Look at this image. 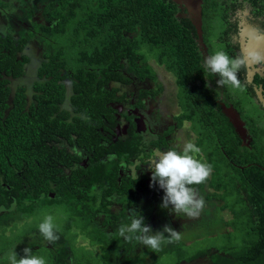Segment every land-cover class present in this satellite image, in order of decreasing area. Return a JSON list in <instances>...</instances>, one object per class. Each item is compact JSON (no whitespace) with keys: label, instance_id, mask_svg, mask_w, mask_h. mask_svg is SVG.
Here are the masks:
<instances>
[{"label":"trees","instance_id":"16d2710c","mask_svg":"<svg viewBox=\"0 0 264 264\" xmlns=\"http://www.w3.org/2000/svg\"><path fill=\"white\" fill-rule=\"evenodd\" d=\"M201 6L198 35L174 0H49L43 9L45 22L34 32L52 50L43 53L31 101L25 84L11 83L26 74L30 57L23 51L30 38L0 31V212L65 206L82 218L81 231L99 241L104 264H127L123 258L133 241L115 255L107 235L106 228L116 227L124 216L112 206L116 198L138 192L155 197L158 188L149 187L151 173L140 163L133 174L122 175V162L128 166L132 159L142 162L151 152L144 148L147 144L136 120L128 115L127 137L113 139L121 115L115 104L126 102L128 94L119 93L111 83L155 79L148 61L152 56L175 76L182 111L151 145L169 148L167 136L184 121L190 122L198 133L196 145L212 165L209 179L193 187L210 189L206 197L215 201L223 199L220 191L235 190L244 202L249 241L228 248L226 254L217 253L210 264H264V109L246 89V97L259 107L256 114L246 113L228 85L218 87L219 77L205 67L206 53L215 52L209 35L215 20L224 24L225 2L202 0ZM224 48L230 56H238L235 49ZM68 74L72 76L69 103ZM254 82L264 86L259 74ZM162 90L161 86L141 88L135 106L144 109L146 99L156 98ZM226 108L237 111L243 130ZM83 152L89 156L87 165ZM95 187L101 189V199L91 210L87 205L95 199L91 195ZM68 253L69 245L57 249L61 264Z\"/></svg>","mask_w":264,"mask_h":264},{"label":"rangeland","instance_id":"374dc122","mask_svg":"<svg viewBox=\"0 0 264 264\" xmlns=\"http://www.w3.org/2000/svg\"><path fill=\"white\" fill-rule=\"evenodd\" d=\"M174 1L181 6V16L194 25L199 35L202 24V0ZM36 2L37 0H0V19H2L0 31L4 34L12 33L15 37L26 35L30 38L23 51L30 57V61L25 65L26 74L11 80L13 87L16 84H25L27 86L29 101L32 100L34 93L33 82L37 78V69L44 60L43 53L45 50H52V47L48 46L50 44L43 39L44 37L34 32L37 31L39 24L45 22L46 17L43 9L45 4L49 3V0L39 1L41 3L37 7L35 6ZM224 2V24L216 20L213 22L209 41L215 51L226 47L230 50L235 49L238 52V56H245L251 72V67L255 64V61L250 54L260 53L264 55V1L224 0ZM32 9L35 11L30 13ZM54 23L55 21L49 22L52 25ZM255 26L260 31L256 30ZM241 41L244 56L240 50ZM202 46L206 53L207 47L203 42ZM206 56H208L207 53ZM148 61L153 66L156 75L155 79L140 82L137 78H134V82L129 85L111 83V86L119 88V93L125 92L128 94L126 102L115 104L116 107H119L122 118L116 128V134L118 131L120 134H125L128 121L124 117L128 115L132 120L136 119L137 116L135 114L137 111L147 121L150 127L149 133L153 138L157 137L168 129L170 125L175 124V116L182 111L178 100L179 87L175 76L158 64L152 56H148ZM238 79L241 80L240 83L243 90L233 88L230 85H228V89L234 98L240 99V102L242 101L245 112L256 114L259 107L264 109V94H262L263 98H261L260 94H257L256 86L247 79L246 66L240 70ZM66 82L68 88L66 100L68 101L72 94V76L70 74L67 75ZM158 86L163 88L160 95L154 99H146L148 106L146 105L144 109L134 108L141 88H156ZM246 89L253 96V100L259 107L250 98L246 97ZM225 99L227 98L225 97ZM64 106H67L66 102ZM252 106H254V109ZM226 112L242 128L243 124L237 111L234 108H226ZM143 130L146 134L145 129ZM151 138V136L147 137L145 135L143 139L146 142V140ZM167 139H169L170 147L176 144L182 146L183 143L189 140L196 143L198 133L193 130L190 122L184 121L183 126L180 128L175 127L173 132L167 136ZM144 148L147 151L149 150L147 146H144ZM168 149H152L147 160L144 158L148 162L147 166L151 163L156 151H166ZM202 154L200 156L205 160L206 158ZM135 163L128 166L123 162L122 175L134 173ZM156 187L158 188V194L155 197L138 192L133 197L121 196L116 198L112 209L117 212L122 211L124 216L121 220L116 221V227L111 224L106 228L108 238L113 246L112 250H114L113 252L116 255L121 250H124L128 244L124 238L118 235V228L121 224L130 222L129 211L131 208H135L144 217V220H147L145 223L151 225L154 232L162 230L165 224H170L179 232L180 239L172 243H163L158 251L151 250L133 241L131 249L123 258V261L126 260L127 264H203L200 263L201 261L207 264L208 260L206 257L211 261L212 257L217 255V253L226 254L225 252L228 248L241 246L245 241H249L245 233L248 218L246 213L243 212L244 202H242L235 190L226 189V191H220L224 197L215 201L206 197L210 189H196L198 195L203 196L205 207L199 216L193 218L182 213L176 216L170 212L171 205H169L168 209L161 208L164 191L158 185ZM91 195L95 199L89 201L87 206L91 210H96L101 199V189L95 187L91 191ZM226 204L228 207L224 208ZM234 211L239 215L236 216ZM49 213L55 217V222L60 226L59 239H64V243H60L59 239L54 243H49L39 233L38 225L44 216ZM102 217V213L99 212L97 219L101 220ZM82 224V218H76V214L71 209L59 204L39 207L37 210L27 213H22L18 209L0 212V264H8L7 257L13 251L22 255L25 247H30L34 255L45 257L47 264H61L57 256V249L64 245H69V253L65 264H104L105 260L101 258L103 254L101 244L91 238L87 231H81ZM165 235L167 236V233ZM163 248H166V250L160 251ZM191 257L195 259L192 258L193 260L188 261Z\"/></svg>","mask_w":264,"mask_h":264},{"label":"clouds","instance_id":"9594fccd","mask_svg":"<svg viewBox=\"0 0 264 264\" xmlns=\"http://www.w3.org/2000/svg\"><path fill=\"white\" fill-rule=\"evenodd\" d=\"M257 63H264V55L250 54ZM242 56L232 57L225 50L217 49L205 57L204 65L211 73L218 76V87L230 85L243 90L238 74L246 66ZM201 149L194 141L183 145L176 144L166 151H156L149 166L151 172L149 187L159 186L164 191L161 208L168 209L176 216L184 214L197 217L205 207L203 196L198 195L194 185L204 184L210 177L212 165L200 156ZM129 223L121 224L118 235L127 242L136 241L145 247L158 251L165 242L172 243L180 239L179 232L170 224L162 230L153 231L151 225L144 222V217L135 209L129 211ZM41 236L49 243L59 239L60 226L52 214H46L38 225ZM167 233V236L165 235ZM8 264H47L45 257L34 255L30 247L23 249L20 255L13 251L8 257Z\"/></svg>","mask_w":264,"mask_h":264},{"label":"flooded vegetation","instance_id":"af4514ba","mask_svg":"<svg viewBox=\"0 0 264 264\" xmlns=\"http://www.w3.org/2000/svg\"><path fill=\"white\" fill-rule=\"evenodd\" d=\"M0 22H2V19H0ZM256 27V26H255ZM259 31H260V29L258 28V27H256ZM240 50H241V52H242V54H243V49H242V41H241V46H240ZM243 56H244V54H243ZM244 58H245V56H244ZM45 59V58H44ZM258 65H260L259 67H256V66H258ZM40 66V65H39ZM263 67V68H262ZM252 70H251V72H250V68H249V66H248V64L246 63V77H247V79L248 80H250V76L252 77V80H250L255 86H256V90H257V94H259V90H261V94H264V86H263V84L262 83H259V84H256L255 82H254V78H255V75L256 74H259L262 78H264V63H257V62H255V64L254 65H252ZM251 95V94H250ZM252 96V95H251ZM253 97V96H252ZM146 105L148 106V104L146 103ZM134 108H138L139 109V107H137V106H135ZM139 112H137L136 111V115H137V118L135 119L136 120V122H137V126H138V123L140 124V126H139V129H140V133L142 134V136H143V138H144V136L146 135L147 137H152L150 140H146V144H147V148L149 149L148 151L150 152L152 149H156V148H154L152 145H151V141L152 140H154V139H156V137H154L153 138V136L149 133V131H150V127L148 126V124H147V121H145L144 120V118H143V116L141 115V114H138ZM127 116V115H126ZM127 121H128V119H127V117H124ZM119 119L121 120L122 118H121V116L119 115ZM142 124H143V126H142ZM119 125V124H118ZM118 125H117V127H118ZM116 127V128H117ZM145 129V132H146V134H144L143 133V130L142 129ZM125 138V137H127V131L125 132V134H120L119 133V131H118V133L116 134V130H115V134L113 135V139H117V138ZM164 149V148H163ZM162 150V149H161ZM81 157L83 158V162H85V164L87 165L88 164V161H89V156L88 155H86V153H82V155H81ZM141 159V158H140ZM144 158L142 157V162H140L139 160H135L134 161V159H132V162L133 163H135V164H138V163H140L141 165H142V168L141 169H144V170H146V172H148V173H151L150 172V170H149V168H148V166H147V161L144 159ZM147 159V158H146ZM144 161V162H143ZM125 163V162H124ZM121 165H123V162H122V164ZM127 165V164H126ZM136 166V165H135ZM122 172V171H121ZM122 174H123V172H122ZM130 174H133V173H130Z\"/></svg>","mask_w":264,"mask_h":264},{"label":"crops","instance_id":"0c3cea01","mask_svg":"<svg viewBox=\"0 0 264 264\" xmlns=\"http://www.w3.org/2000/svg\"><path fill=\"white\" fill-rule=\"evenodd\" d=\"M23 1H30V0H23ZM31 1H32V0H31ZM39 1L42 2L43 0H37L36 5H38V4L41 3V2H39ZM36 5H35V6H36ZM26 13H27V12H26ZM37 247H38V246H37ZM208 257H209V256H208ZM206 259L208 260L207 264H210V259L207 258V257H206ZM200 263H203V264H204L205 262H204V261H201ZM198 264H199V263H198Z\"/></svg>","mask_w":264,"mask_h":264},{"label":"water","instance_id":"95a60500","mask_svg":"<svg viewBox=\"0 0 264 264\" xmlns=\"http://www.w3.org/2000/svg\"><path fill=\"white\" fill-rule=\"evenodd\" d=\"M256 30H258L257 28H256ZM259 31V30H258ZM250 80H252V77L250 76ZM259 94H260V97L261 98H263V95L261 94V90H259ZM140 126V124L138 123V127ZM144 129V128H143ZM142 129V130H143ZM144 131V130H143ZM144 133V132H143ZM145 134V133H144Z\"/></svg>","mask_w":264,"mask_h":264}]
</instances>
